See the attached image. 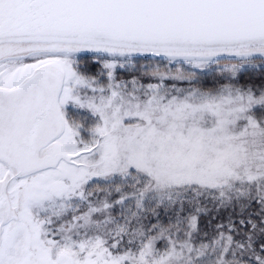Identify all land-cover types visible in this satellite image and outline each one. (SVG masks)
Segmentation results:
<instances>
[{"label": "snow or ice", "instance_id": "6c2138e0", "mask_svg": "<svg viewBox=\"0 0 264 264\" xmlns=\"http://www.w3.org/2000/svg\"><path fill=\"white\" fill-rule=\"evenodd\" d=\"M0 264H264V0H0Z\"/></svg>", "mask_w": 264, "mask_h": 264}, {"label": "trees", "instance_id": "16d2710c", "mask_svg": "<svg viewBox=\"0 0 264 264\" xmlns=\"http://www.w3.org/2000/svg\"><path fill=\"white\" fill-rule=\"evenodd\" d=\"M120 75H121V76H123V75H124V73H123V72H121V73H120ZM210 80H211V77L207 78V81H210Z\"/></svg>", "mask_w": 264, "mask_h": 264}, {"label": "rangeland", "instance_id": "374dc122", "mask_svg": "<svg viewBox=\"0 0 264 264\" xmlns=\"http://www.w3.org/2000/svg\"><path fill=\"white\" fill-rule=\"evenodd\" d=\"M184 86H186V85H184Z\"/></svg>", "mask_w": 264, "mask_h": 264}]
</instances>
